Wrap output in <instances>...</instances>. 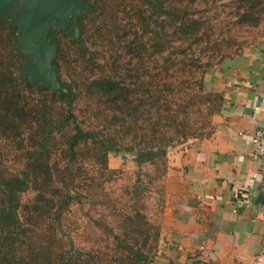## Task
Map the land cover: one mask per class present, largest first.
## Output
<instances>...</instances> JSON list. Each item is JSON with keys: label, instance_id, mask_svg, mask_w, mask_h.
I'll use <instances>...</instances> for the list:
<instances>
[{"label": "trees", "instance_id": "1", "mask_svg": "<svg viewBox=\"0 0 264 264\" xmlns=\"http://www.w3.org/2000/svg\"><path fill=\"white\" fill-rule=\"evenodd\" d=\"M77 1L86 8L72 19L78 39L65 29L48 34L49 64L65 92L19 76L25 58L16 50L17 28L9 16L0 19V139L15 143L22 161L14 173L0 168V264H149L158 228L139 212L141 167L158 169L159 162L163 175L167 150L195 136L189 105L204 108L207 126L219 107L220 97L203 92L201 80L193 101L170 99L183 90L188 49L202 42L203 23L187 4ZM235 14L238 24L255 27L264 0H237ZM121 152L136 167L126 191L130 212L114 217L115 230L98 222L97 245L78 248L63 231V216L81 198L105 196L101 186L117 174L107 169V155ZM82 161L103 170L100 184L92 179L80 188Z\"/></svg>", "mask_w": 264, "mask_h": 264}, {"label": "crops", "instance_id": "2", "mask_svg": "<svg viewBox=\"0 0 264 264\" xmlns=\"http://www.w3.org/2000/svg\"><path fill=\"white\" fill-rule=\"evenodd\" d=\"M201 87L219 107L205 134L166 152L149 264H264V185L249 159L264 127V37L205 70Z\"/></svg>", "mask_w": 264, "mask_h": 264}, {"label": "rangeland", "instance_id": "3", "mask_svg": "<svg viewBox=\"0 0 264 264\" xmlns=\"http://www.w3.org/2000/svg\"><path fill=\"white\" fill-rule=\"evenodd\" d=\"M187 1L181 0L183 5H188L192 17L198 18L203 23V27L199 31L202 42L194 44L188 49L186 55L187 57L192 56L191 64L189 61L184 63L182 80H178L184 82L183 85H180L183 90L180 91V94L171 91L170 99L172 102L179 100V96L184 101L190 100L194 95V89L201 80L203 71L218 65L225 58L240 53L264 37V14L255 27L240 25L236 22L237 0H193L191 5ZM22 5V0L12 2L7 10L8 16L16 14ZM68 16L70 20L74 18L72 14ZM174 44L178 43L175 42ZM195 60L198 63L196 67L193 64ZM204 63H209V66H202ZM179 77L181 76L176 78ZM191 101L193 100L191 99ZM196 101L198 105V100ZM187 115L195 133L193 137L202 136L207 132L208 126L207 123L205 125L206 117L202 106L189 105ZM21 163L20 153L16 150L15 143L0 139V168L7 173H14L20 169ZM82 163L79 169L80 188L84 187V182L89 180L93 179V182L97 184L104 180L105 177L99 176L103 170L98 165L85 161ZM157 165V170L152 165L141 167L142 193L141 198H139V212L154 227H157L155 218L160 205V181L162 177L159 162ZM107 169L113 170L117 174L113 176L111 181L104 182L101 186L105 196L98 195L93 201L81 198L80 203L71 205L63 216V231L73 241L74 246L78 248L97 245L100 239L99 235L101 236L100 230L96 226L98 222L101 221L115 230L116 221L114 217L123 212H130L131 195L127 194L126 191L131 189L136 172L131 155L124 152L116 155L108 154ZM31 195L30 193L24 195L22 200L30 198Z\"/></svg>", "mask_w": 264, "mask_h": 264}, {"label": "water", "instance_id": "4", "mask_svg": "<svg viewBox=\"0 0 264 264\" xmlns=\"http://www.w3.org/2000/svg\"><path fill=\"white\" fill-rule=\"evenodd\" d=\"M14 1L0 0V19L8 16L7 10ZM22 1L20 10L9 17L10 24L17 28L16 50L25 58L19 76L28 80L32 86L40 84L49 90L58 89L65 92L55 81V69L49 64L54 48L48 34L65 29L72 39L77 40V29L68 15L76 17L85 12L86 8L77 0Z\"/></svg>", "mask_w": 264, "mask_h": 264}, {"label": "built area", "instance_id": "5", "mask_svg": "<svg viewBox=\"0 0 264 264\" xmlns=\"http://www.w3.org/2000/svg\"><path fill=\"white\" fill-rule=\"evenodd\" d=\"M249 159L257 164L256 174L260 177V182L264 185V127L256 129L250 139ZM242 202L243 204L248 203L246 200ZM262 237L264 241V231ZM197 253L203 260L209 258V252L202 247L198 248Z\"/></svg>", "mask_w": 264, "mask_h": 264}]
</instances>
